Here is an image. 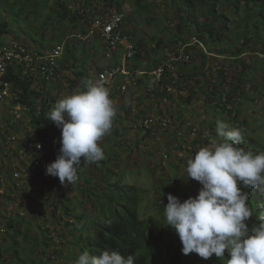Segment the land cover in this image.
I'll list each match as a JSON object with an SVG mask.
<instances>
[{"label": "trees", "instance_id": "trees-1", "mask_svg": "<svg viewBox=\"0 0 264 264\" xmlns=\"http://www.w3.org/2000/svg\"><path fill=\"white\" fill-rule=\"evenodd\" d=\"M80 1H82L81 6L74 8L71 6L72 0H0V42L11 35L12 22L16 23L19 29L21 28V22L28 21L29 28L40 27L42 30H47L46 33H43L42 37L47 39L48 45L41 43L40 50H47L54 46L64 44V53L60 62L61 68L72 73L73 78L70 79L71 87H81L85 80L92 78L89 72L90 65L87 64V60L92 54L91 56L88 55V57L84 54L83 50L85 47L84 43L81 42L83 40H78L77 38V35L85 34L87 30V23H83V20L86 19L87 22L91 15L99 11V9L107 12L111 8H116L122 11L125 0ZM161 1L166 8L164 14H172L174 21L173 24H170L172 35L171 43H177L178 47L182 48L191 41L196 40V44L190 49L193 48L195 52L194 57L196 59L199 58V61L188 62L186 65L187 69H185L187 73L189 71H192L193 74L195 71L196 75L199 72L203 73L208 53L215 58L219 56L234 58L237 65L240 66V71L236 73L226 88H218L212 85L205 93H195L191 96L185 95L182 97L180 99L181 108L177 111V118L180 124L183 119L188 118V113H185L186 110L184 107L186 102H192V100L197 102L195 100L196 98L200 100V98L204 97L210 102V110L213 113L224 115L222 121L229 122L232 126L242 129L245 137V144L242 146L250 148L255 152L264 151V132L261 131H264L263 113H258L260 109L255 105L256 100L250 102L252 108L247 110L248 99L252 96L250 94L248 95V92L245 91L246 87L244 85V75L252 70V67L245 59H251V61L256 62L259 59L258 55L264 52V39L259 34V31L264 34V0ZM135 3L137 9L147 14L150 11H156L155 9L157 8V6L150 5V0H135ZM219 3H224L223 5L225 7L227 6V8L236 14L241 11L242 13L244 12L247 18L241 21L242 25L245 21L246 23L253 21V27L256 28V34H254L259 36L258 38L261 40L263 46L261 49L259 48L260 50L257 48L258 50L255 53L258 55L252 54V57L247 56L246 58L248 53L247 46L250 44L256 45L254 41H250L251 37L243 35L240 32L238 35H235L238 43H234L224 36V32L228 31V21L230 18H228L226 13L217 9ZM20 31H23L22 28ZM51 32H53L52 37L48 38ZM222 36L227 39L226 45L219 44ZM161 41V38L156 39L155 46H163L160 45ZM200 43L203 45V48L194 50ZM139 48L141 49L140 51ZM139 48L136 57L140 56L148 61L150 56L146 55V48H142L141 45ZM179 50L175 52L176 55L179 54ZM80 52L82 55L79 54ZM156 62L157 59L153 58L152 63H155V65L152 67L146 66V68L151 70L157 67L160 63ZM101 69L100 67L98 71ZM184 73L186 74V72H180L181 75ZM221 73L223 72L221 71ZM3 78L15 82L22 104L29 108L28 114L31 117L30 122L38 131L39 141L44 144L50 143L51 149H54L56 159L61 147V129L47 119V114L55 106L57 97L52 96L49 92H37L29 89L30 82L26 79H20L11 73L6 76L4 75ZM222 84L223 82L221 81L220 85ZM227 90L229 91L227 92ZM47 95H51V98H48ZM36 98L42 99L40 104L37 103ZM224 98H226V103L219 107ZM248 112L251 113L249 117ZM216 127L217 123H214L212 120L208 121V128L210 130L207 133L210 138H217ZM112 141L113 139L107 135L103 138L101 144L105 155L102 160L92 164L82 161L83 164L78 167V179L82 177V171L79 169L81 167L87 168L92 165L95 168H101L103 171V174L95 175L94 172V175L90 174L85 177L80 187L82 194H86L93 199V203H91L92 210L82 209V206L80 207L78 203L75 204L73 202H69L71 207L66 204L62 205L65 197L61 195L59 198V205L63 206L65 214L73 219V223H70V220H66L65 222L70 238L66 243L68 249L64 251L60 249L57 252L62 258L58 264H74L78 253L86 248L90 254H98L99 250L108 251L110 254L114 251H120L125 256L130 254L134 256L135 264H224L222 259L216 261L217 257L214 254L207 260L201 258L196 253L184 255L182 253V243L173 227H169V230L166 231L162 224L156 225L151 222L150 218H142L141 204L143 201L142 198L139 200L138 197L137 188L139 187L131 184L127 180L125 172L123 178H119L118 174H115L114 169L117 167V164L118 167L124 165L123 167L128 168L133 166V162L140 164L142 161L148 162L153 158L139 157L135 161L129 160L128 157L126 159L122 157L123 153L118 154L113 149H110ZM208 141L209 137L205 136L204 142ZM148 155L152 156L151 151L148 152ZM157 162L153 163L154 165L148 164V167L150 165L153 168L156 167ZM46 166L41 170V174L51 184L55 185V180L59 178L46 174ZM32 176L33 174L29 178H32ZM95 177H98L99 180L95 181ZM5 179V187L8 190L11 188L9 186H17L20 182L13 179L11 172H9L8 177ZM27 180L28 178L23 182ZM171 182L172 180H169L168 183L160 185V189L163 191L162 196L155 195V205L157 210L159 209L158 211L162 212L160 207L162 206L164 208L165 203L168 202V194L175 195L180 191V181L175 179L173 186H171ZM187 189L191 192V197L197 195V186L195 184L188 185ZM244 190L248 192L249 203L253 207V216L249 219L248 224L251 227L253 224L259 223L258 215L264 214V195L257 189L254 192L251 190L248 191L247 189ZM189 197V194H183L181 202ZM254 197L255 201L253 202L252 199ZM56 213L57 208L55 207L52 210L54 218H57ZM57 219L60 220L61 218L58 217ZM2 220L4 230L0 233V236L4 238L0 242V264H6L7 258L2 253L7 250L11 253L10 264L57 263L56 260H51L49 257L47 258L48 262H45L43 258L44 255L48 256L45 250L51 246V237L48 234V230L41 227L35 233L36 236L39 233L43 234L41 236L43 237L41 240L43 243L40 240L39 242L42 243L44 252H41L39 257H33L30 254L24 253V249L20 247L18 240L19 236H23V242L25 244L31 239L29 234L32 232L30 230L32 225L25 218L24 212L21 211L16 214L10 213L6 219L2 218ZM24 226L25 229L22 230ZM53 252V250L50 251V253ZM196 258L198 259L196 260ZM226 258H228V252L225 250Z\"/></svg>", "mask_w": 264, "mask_h": 264}, {"label": "clouds", "instance_id": "clouds-1", "mask_svg": "<svg viewBox=\"0 0 264 264\" xmlns=\"http://www.w3.org/2000/svg\"><path fill=\"white\" fill-rule=\"evenodd\" d=\"M195 44L196 40H193L183 46L185 49L180 48L183 53L190 55L189 60H172L180 55L179 50L178 55L174 53V56L152 70L147 69L146 65L141 68V57L135 55L132 67L136 71L134 77L138 86L125 93L135 92L138 96L139 92L150 94L158 97L155 100H160L159 103H163L165 99V106H158L155 114L138 119L133 117L131 128L142 133L136 142L144 138L149 142L154 135L158 140L162 136L160 132L167 133L169 137L162 138L161 145L145 144L143 149L150 152L155 147L163 148V159L170 158L171 154V161L176 156L167 144L173 139L178 137V140H181L183 134L187 135V141L192 138L198 143L204 142L205 139L202 127L197 132L192 122L186 121L181 125L177 118L176 107L182 98L184 84L177 72L180 73L183 68L181 72H187L186 65L195 58V52L190 49ZM201 45L200 43V48H203ZM176 63L182 65L175 66ZM160 67L164 72L162 81L158 83L155 81L154 72ZM172 81H175V88L168 92L166 85ZM141 84L145 85L142 87ZM203 91L206 89L201 90L200 85L196 84L193 94ZM132 93L130 96H134ZM195 100L199 101L197 98ZM225 103L226 98L221 101L219 107ZM206 111L208 113V110ZM116 115V104L103 77L87 79L81 87L59 99L48 112L47 119L61 129V147L58 157L47 164L46 174L58 177L61 184H75L79 178L78 167L82 161L92 164L104 158L101 142L106 135L111 134ZM191 117L189 115L186 119ZM198 117L199 113H195V118ZM148 118L153 119L149 126H136L138 122ZM164 119L169 120L166 126L161 124ZM6 120L2 122L1 127ZM216 137L200 146L186 162L184 171L187 179L190 178L189 185L197 186V195L181 202L176 196L168 194L163 224L175 229L184 255L196 253L207 260L214 254L222 259L224 264H264V214L258 215V224L249 227L247 221L253 216V207L249 203L248 192L244 190L257 189L264 195V151L255 152L242 146L245 144L242 129L226 121L217 123ZM36 147L39 148L40 145L37 144ZM174 147L177 148V145ZM183 147L191 150L188 143ZM10 172L12 174L13 171ZM174 184L175 182H171V186ZM180 185L182 189L184 183ZM225 250L228 252L226 259ZM74 264H135V258L130 254L125 256L120 251L110 254L108 251L99 250L98 254H90L86 248L78 253Z\"/></svg>", "mask_w": 264, "mask_h": 264}, {"label": "rangeland", "instance_id": "rangeland-1", "mask_svg": "<svg viewBox=\"0 0 264 264\" xmlns=\"http://www.w3.org/2000/svg\"><path fill=\"white\" fill-rule=\"evenodd\" d=\"M80 0H72L71 6L74 8L81 6ZM147 2V1H145ZM224 3H219L217 6V9L219 11H223L228 16V31L224 32V36L227 39H230L234 43H238V40L235 38V35H238L240 32L243 35H246L248 37H251L250 41H254L256 45L250 44L247 47V56L252 57V54H256V50L259 48L261 49L263 46L261 44V40L258 38V35L256 34V28L253 27V21L251 23L248 21L242 25V20H246V16L244 15V12H238L237 14L234 13L231 9L225 7L223 5ZM75 5V6H74ZM150 5L157 6L155 9L156 11H150V13L142 12L136 7L135 0H125V3L122 8V13L124 15V28L128 31L130 34V37L134 38V40L141 45L142 48H146V55H149L150 58L148 61H146L145 58H140V67L143 68L146 66H153L155 63H152L153 58L157 59L156 63H161L167 60L168 58L174 56V53L178 51L181 47H178L177 43H171L172 42V35H171V25L174 21L172 19V14H164V10L166 9L164 7V4L161 0H150ZM160 9H159V8ZM243 8V7H242ZM104 9V8H103ZM159 11H158V10ZM244 9V8H243ZM109 11V10H108ZM107 11V12H108ZM105 10L99 9V11H96L91 15L93 16H105L107 13ZM172 22V23H171ZM83 23H87L86 19L83 20ZM13 26H11V35L16 38H19L21 40H24L27 44L30 46L41 49L40 45L43 43L44 45H48L47 39L43 38V33H46L47 30H42L40 27H31L28 26V21H23L20 24V27L22 28V32L20 31L19 27L16 25V23H13ZM54 32V31H53ZM51 32L48 36L52 37ZM255 33V34H254ZM260 36L264 39V34L259 31ZM187 35V34H185ZM255 35V36H254ZM5 36V40L9 37ZM73 36V35H72ZM161 38L160 45H163L161 47L155 46V40ZM153 39V40H152ZM223 36L220 39L219 44L226 45V41ZM44 40V41H43ZM72 40V39H70ZM69 40V41H70ZM79 40V39H78ZM258 40V42H256ZM99 36L91 37L86 40L81 41L84 43L85 49L83 50L84 54L88 57V55L92 56L87 60V64L90 65L89 72L90 76L94 78V74L96 71L100 69V67H104L105 65H113V63H116L117 61H112L104 56L103 53V46L101 44V41L99 42ZM99 43V44H98ZM167 44V45H166ZM64 46V44H62ZM95 45V46H94ZM194 46V45H193ZM202 46V45H201ZM200 48V45L195 47L194 50H197ZM258 48V49H257ZM96 49V50H95ZM182 50L185 49V47L181 48ZM180 49V50H181ZM193 49V48H192ZM259 49V50H260ZM141 49L139 48V51ZM191 51V50H190ZM80 55L81 52L79 53ZM258 55V54H256ZM258 58L256 62L251 61V59L246 60L248 64L252 67V70L246 75H244V85L246 87L245 91L248 92V95L250 94L252 97L249 98L248 103V109L252 108V104H250L251 101L256 100L255 105L258 106L260 111L258 113H263L264 118V52L262 54L258 55ZM118 60V59H117ZM199 61V58H193L191 62H197ZM182 65V63H176L175 66ZM240 66L237 65L234 58H229L225 56H219V57H213L208 53L204 72L200 73L198 75L194 74L192 71H189V73L186 72V74H180L177 72V75H179L184 81L182 85L183 95L191 96L194 92V87L196 84L200 85L201 90H209L212 85L217 86L218 88H226L231 80H233L236 73L240 71ZM152 70V69H151ZM184 70V68L182 69ZM180 70V72L182 71ZM223 72L220 74V72ZM203 74V75H202ZM23 76V74H22ZM24 77V76H23ZM73 78L72 73L70 71H66L64 69L60 70V78L58 82V86L60 89L58 91H43L44 93L49 92L52 94V96L57 97V101L64 97L65 95L71 93L73 90L77 89V87H71L70 79ZM27 80V79H26ZM123 80L122 76H120L118 79L114 81V83H121ZM30 82V80H27ZM221 81L223 82L222 85H220ZM36 89V88H35ZM229 90H227L228 92ZM40 92V91H38ZM204 92V91H203ZM205 93V92H204ZM246 94V93H245ZM48 98H51V95H47ZM118 97V96H116ZM42 98V97H41ZM41 98L37 99V102L41 103ZM113 99V97H111ZM158 98L156 96H151V99ZM45 99V98H43ZM259 104H262L259 106ZM12 103L9 101H2L0 102V117L4 113H7V116H11L13 114L12 112ZM184 105V104H183ZM185 113H188V116H192L190 119H183L182 125L185 124L186 121L192 122L196 126L197 132L198 129L202 127L204 129L203 134L207 137H209V141L215 138H210L208 136L210 130L208 128V121L212 120L214 123H218L219 121H222V118H224L223 114H216L211 112L210 104L207 101V99L200 98L199 101L195 102L192 100L186 102L185 104ZM177 110H180L181 108V101L179 100V103L177 104ZM208 110V113L207 111ZM195 113H199L198 118H195ZM247 113V112H246ZM253 113V112H252ZM251 115V113L248 112V117ZM7 116L4 117V119L0 118V122H3L7 119ZM30 115L28 113L23 114L22 121H20V125L24 128L27 127H33L31 124ZM260 121V118H259ZM180 125V124H179ZM181 127V126H180ZM264 129V127H263ZM264 132L263 130H261ZM162 135V138H167L169 135L165 132H160ZM262 136V135H261ZM196 138V136H194ZM118 141V140H117ZM117 141H112L110 145V149H113L114 152H117L119 154V151L117 149ZM159 141L156 140L155 135L153 138L150 139L149 142H146L145 138L141 139L139 142L134 143L133 148L127 151V149L124 150L126 155L130 156L129 160L135 161V159L139 157H150L148 155V151H144L143 146L146 145H152L153 142ZM208 141V142H209ZM146 142V143H145ZM208 142H201L198 143L194 142L192 138H190L187 141V135L183 134L181 137V140H178V137L173 139L167 146H169L172 150V154L176 157H179L183 160V162L180 164L183 169L186 168V162L189 157L193 156L195 151L202 145L207 144ZM187 143L190 146L191 150H187L183 146H186ZM263 144H264V138H263ZM120 147H123V144H119ZM174 145H177V148L174 147ZM264 146V145H263ZM147 147V146H146ZM150 147V146H149ZM180 148V150H178ZM12 149V146H7L5 149H0V178H4V181H6V177H8L7 169L10 171L16 172L17 170L20 171L23 169V165H27L24 163V158H22V154H20L16 149H12V152L9 150ZM54 149L49 148L47 152V160L46 164H49L55 160V154ZM7 151V152H4ZM127 151V152H126ZM190 151V152H189ZM2 153L4 155L2 156ZM13 153V154H12ZM152 157L157 156V162L156 158L150 159L148 162L142 161L140 164L132 163L133 166L130 167H123L124 165H120L114 169L115 174H118L119 178H123L124 172L126 173L127 180L133 184L138 186L137 193L139 200L142 198V204H141V216L142 218H150L151 222L159 225L162 224L164 226V229L166 231L169 230V227L164 225V208L161 206V211H158L155 205V195L162 196L163 191L160 189V185L166 184L169 182V180H172V182H175V179L180 180V183H184L185 186L180 189V191L177 192L174 196H176L180 201L183 199V194H189L191 197V192L188 191L187 186L189 185V179L186 176V172L184 171V174H180V168L178 167V163H171L172 155L170 154V158L167 157V159H163V148H154L151 150ZM181 154L180 156L178 155ZM151 157V158H152ZM121 158V157H120ZM127 159V158H126ZM122 160V159H120ZM8 161V162H7ZM124 161V160H123ZM161 161V162H160ZM180 161V160H178ZM156 163V167H152L151 165L148 167V164ZM83 164V163H81ZM86 166V165H85ZM175 166L177 168H175ZM104 168H106L103 165ZM17 169L14 171V169ZM82 171V177L78 179V181L75 184H61L60 180L57 179L56 184H51L48 179H46L43 174H41V171L35 172L32 176V178H29V181L26 182L20 181L17 186H9L11 187L9 190L7 188L2 189V186L0 185V223L3 224V219H6L10 213L16 214L18 212L23 211L25 218L28 222H31V228L32 232H30L31 239L27 243L24 244L23 242V236H19L18 240L20 243V247L24 249V253L30 254L33 257H39L41 255V252H44V249L42 248V239L41 237L43 234L39 233L38 236H36V232L39 231L41 227L48 230V234H50L51 237V243L48 247V249L45 250V252L48 254V256L44 255L43 258L45 262L47 261V258L51 260H56L58 264L59 261L62 260L61 255L57 252L60 249L67 250V241L69 240V232L68 228L65 226L66 220H70V223H73V219L71 217H68L63 209L64 204L71 207L69 202L78 203L79 206L82 209H86L88 211H91L93 203V199L89 197L88 195L82 194L80 187L84 182V178L89 176L90 174L95 175L97 174H103V171L101 168H95L91 165V167H81L79 168ZM100 169V170H99ZM43 173V172H42ZM100 178V176H99ZM98 177H95V181L99 180ZM174 178V180H173ZM187 179V180H186ZM185 180V181H184ZM93 181V182H95ZM181 186V185H180ZM187 189V191H186ZM248 191L251 190L252 192L255 191V189H247ZM65 197V200L63 201L62 205H59V198L60 196ZM184 201V200H183ZM252 201H255V197L252 199ZM168 202L165 203V205ZM73 206V205H72ZM57 208V218H61L58 220L57 218H54L52 214V210L54 208ZM6 216V217H5ZM149 219V220H150ZM249 224V221H247ZM3 226V225H2ZM25 229L22 228V230ZM2 237V236H0ZM4 237L0 239V242H2ZM39 240L42 242L40 243ZM1 244V243H0ZM53 250V253H50V251ZM227 251V250H226ZM3 256L7 258L6 264H10L11 260V253L9 250L4 251ZM59 256V257H58ZM58 257V258H57ZM198 258H196L197 260ZM221 260L220 258H216V261ZM198 262V261H197Z\"/></svg>", "mask_w": 264, "mask_h": 264}, {"label": "built area", "instance_id": "built-area-1", "mask_svg": "<svg viewBox=\"0 0 264 264\" xmlns=\"http://www.w3.org/2000/svg\"><path fill=\"white\" fill-rule=\"evenodd\" d=\"M124 24L123 13L116 8H111L105 16L90 17L87 20L85 34L77 35V38L81 40L99 36V40L102 41L104 56L112 61H117L113 65H105L94 74V78L103 77L106 80L111 97L124 95L129 92L130 88L138 86L134 77L136 71L132 67L134 56L138 52V45L124 28ZM63 53L62 44L47 50H40L14 36H9L0 42V102L9 101L12 103L13 112L2 125L0 131L7 134L10 142L16 144L14 149L22 154L24 163L27 164L23 165L24 168L20 171L14 169V171L17 170L12 172L14 180L25 181L35 172L41 171L47 165V152L51 145L39 141L36 128H24L20 125L23 114L28 113L29 108L22 104L15 82L3 77L11 73L20 79L30 80L29 89L37 92L58 91L60 89L58 78H60V70H62L60 62ZM189 56L181 50L180 55L173 57L172 60L182 59L186 61L189 60ZM163 72L162 67L154 72L156 82L160 83ZM120 76L123 78L122 82L120 84L114 83ZM174 84L175 81H172L166 85V90L168 92L173 91ZM151 123H153V119L148 118L138 122L136 126H149ZM168 123V119L161 122L163 126ZM37 144L40 145L39 148L36 147ZM0 185L2 189L6 188L4 178H0ZM3 230L0 223V233Z\"/></svg>", "mask_w": 264, "mask_h": 264}, {"label": "crops", "instance_id": "crops-1", "mask_svg": "<svg viewBox=\"0 0 264 264\" xmlns=\"http://www.w3.org/2000/svg\"><path fill=\"white\" fill-rule=\"evenodd\" d=\"M143 82H146V80H143ZM146 84V83H145ZM145 84H141L142 87ZM132 92H130L129 94H125V95H117L118 97L114 96L113 100L116 104L117 107V115L114 119V124H113V130L111 132L110 135H107L108 137L113 139V142L115 140H118V144H117V149L119 151V154H122V157L124 158H129L130 156L126 155L124 150L127 149V151H129L130 149L133 148L134 142L138 140L139 135H142L141 132L135 131L131 128V119L133 117H135V119L147 116V115H151L152 113L155 114V112L158 111V106H165V99H163V103H159L160 100H155L154 98L151 99L152 95H147L146 93H140V96H138L137 93L133 92L132 94L134 96H130ZM158 96V94H157ZM7 116V113H4L1 115L0 118L4 119V117ZM1 124L2 122H0V130L1 128ZM158 143H153L152 146H159L161 145V143L163 142L162 137L158 138ZM123 144V147H120L119 144ZM7 146H12V149L15 148L16 144L12 143L8 140L7 134H3L0 131V149H5ZM12 149H9L12 152ZM126 151V152H127ZM7 152V151H4ZM13 154V153H12ZM4 155V153H2V156ZM179 156L181 154H178ZM151 158V156H150ZM125 160V159H124ZM180 160V161H178ZM8 162V161H7ZM183 162V160L181 158H174V160L171 161V163H173V165L175 163H178V167L180 168V174H184V170L182 168V166H180V164ZM148 165V163H146ZM153 164V163H152ZM151 164V165H152ZM154 165V164H153ZM176 168V167H175ZM8 171V169L6 170ZM10 172V170H9ZM8 172V174H9Z\"/></svg>", "mask_w": 264, "mask_h": 264}]
</instances>
